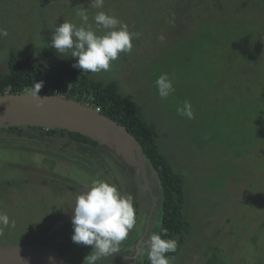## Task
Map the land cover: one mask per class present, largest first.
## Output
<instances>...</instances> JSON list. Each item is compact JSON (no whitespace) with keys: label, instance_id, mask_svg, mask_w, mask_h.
Listing matches in <instances>:
<instances>
[{"label":"rangeland","instance_id":"374dc122","mask_svg":"<svg viewBox=\"0 0 264 264\" xmlns=\"http://www.w3.org/2000/svg\"><path fill=\"white\" fill-rule=\"evenodd\" d=\"M21 1L0 0V29L8 32L7 36H0L1 72L8 70L11 51L18 59L29 57L33 63L42 62L41 50L51 42L53 25L63 23L65 18L79 24L75 8L86 9L90 23L98 11L117 16L124 9L129 10L125 24L129 31L133 28L131 31L138 34L132 51L121 53L109 72L86 73L98 80L115 82L120 92L140 107L165 156L184 176V210L191 227L172 264H206L215 254L227 264H264V123L260 128V112L254 109L249 114L252 119H233L234 105L239 103L235 97L237 87L242 90L240 98L248 94L249 86L264 80V40H251L256 31L264 30V4H257L256 0L246 7L238 2L232 4L223 25L237 28L241 35L234 39L223 33L219 39L226 46L219 55L218 47L212 46L199 31L198 16L202 12L191 14L196 18L190 16L189 10L180 8L181 1L173 6L171 0H153L148 11L141 9L138 1L132 5L136 0H104L103 9L93 8L91 0H58L55 5H50L51 0ZM63 3L74 7L59 11ZM133 15L140 17L136 27ZM251 17L255 20L253 26L249 23ZM249 48L260 52L251 54L252 58L260 56L259 67L245 56ZM62 56L75 63L70 54ZM162 73L168 74L175 88L166 100L159 97L155 85ZM185 101L191 104L192 119L177 114V108H182ZM238 112L241 115L240 109ZM53 144L51 152L62 140L55 138ZM32 150L26 141L18 145L0 141V212L15 221V227L0 230L2 243L10 240L44 244L56 238L71 241V204L86 187L70 189L63 185L81 182L85 186L105 180L133 198L137 223L120 245L132 248L138 231L144 229L145 220L148 222L152 205L150 194L135 192L133 184L141 181L140 173L132 175L123 162L110 155ZM61 158L71 164L70 168L59 166L53 172L47 168L49 160L59 162ZM145 167L156 201L150 217V236L159 224L160 186L151 165L147 162ZM76 245L84 253L91 251V246ZM144 254L140 253L138 263Z\"/></svg>","mask_w":264,"mask_h":264},{"label":"trees","instance_id":"16d2710c","mask_svg":"<svg viewBox=\"0 0 264 264\" xmlns=\"http://www.w3.org/2000/svg\"><path fill=\"white\" fill-rule=\"evenodd\" d=\"M44 1L46 0H40L42 3H44ZM57 1L58 0H51L52 3L50 2V5H55L61 0ZM137 1L139 4L138 6L146 11L150 10L153 6V0H136L132 5H136ZM180 1L182 3L180 8L183 11L189 10L188 12L190 13V16L198 10L202 12V15L198 16L201 24L199 31H202L204 38L210 42L212 46L218 47L220 52L219 55H221L222 47L226 46V43L219 39L221 38V35L223 33L230 34L233 35L234 39L241 35L238 31H236L237 28L233 26L224 27L223 23L225 24V22H227L225 14L229 12V9L234 2H238L243 5V7H246V5L254 3L255 0H171V3L175 6V4H179ZM228 2L230 3L228 4ZM256 3L264 4V0H256ZM73 7V5L63 3L61 4L59 11L63 8H65L63 10L66 11ZM122 10L123 8H121L120 11ZM208 10L210 11V14H205L209 12ZM72 14L69 18H71ZM129 14V10L124 9L121 15L118 14L117 16L121 21L123 20L124 23H128L126 18ZM192 17L196 18V16ZM67 19L68 18H65V20ZM140 22L139 17L137 22H135L136 24L134 22L132 23L136 27V25L138 23L140 24ZM254 22V17H251L249 19L250 25L253 26ZM129 25L130 28L134 26L131 25V19L129 21ZM256 34L257 35L253 36V38L250 36L251 40L253 39V43L264 40V30L256 31ZM210 45L207 48H209ZM204 49H206V47H204ZM245 52V56L250 61L256 63L258 67L261 65L259 55L256 58H252L251 56L253 53L260 52H254L252 48L247 49ZM41 53L44 60L42 62L33 63L29 57L18 59L17 54L11 51L7 60L8 70L6 72L0 71V94L7 92L19 93L26 91L27 89L31 91L36 82L42 81L43 86L40 90L42 93L48 92L53 94V91L57 90V93L60 96L98 108L103 115L123 126L129 134L136 139L140 145L145 162H148L156 173L160 186V193L158 194L157 199V209L159 210L160 215L159 224L155 232H159L161 228H165L167 229L168 236L164 237L162 235V238H175L178 241L177 251L175 253L167 254L168 256L175 257L180 246L184 243L186 234L189 232L191 227L190 221L187 219V213H185L184 210L187 203L184 193V176L182 173L175 170L165 156L166 153L159 146L155 138L153 128L144 117L140 107L134 104L130 98L123 95L115 82L92 78L86 72L74 68L72 66L73 64H71L66 57L62 56V54L57 53V51L52 48L50 44L43 47ZM233 81L237 83L236 78L233 79ZM248 88V94H242L240 98L239 96L242 90L238 87L236 89L238 96L235 97L239 103L234 105L233 109L235 110L233 113V119L238 121L240 116L241 122L246 118L252 119L249 114L254 109L257 112H260L259 116L261 120H256L260 123H264V80L262 82H258L257 85H252ZM238 109L241 110V115H239ZM261 126L262 123L260 124V128ZM0 133L11 135V137L0 135V141L5 139L10 142L13 141L17 145L26 141L28 145L32 146L33 152L38 150L37 152L41 153L48 150L49 154H53L55 152L56 154L69 153L76 155L81 151H87L85 152L86 154H91V152H93L95 153L93 155L97 156L106 157L107 155H110L122 163V161L112 152L103 148V146L99 145L97 142L79 133L64 129L43 128L36 126L9 127L0 128ZM55 138L62 140V144L58 145L59 147L51 152L50 148L54 146L53 141ZM86 146L92 148L88 149ZM29 150L31 149L27 148V151ZM46 165L52 172L54 170H58L59 166L67 168V166L55 162L54 160H49ZM124 168L127 169L125 165ZM140 180L141 181L137 182L139 188L145 189L143 178ZM48 181L49 180L47 179V182ZM80 185L81 182L80 184L77 183L73 186L65 183L63 187L70 189H79L78 187L83 188V186ZM261 226L264 227V223H262ZM7 242L13 243L17 241L8 240ZM0 243L2 242L0 241ZM44 244L52 246L55 245V247L62 252L68 264H82L84 257L87 255V253H84L80 249L79 245H76L72 240L64 241L56 238L52 241H46ZM107 260L108 257L98 261L97 264H112L115 258L112 257V260ZM139 264H150L146 254L142 262ZM206 264L227 263L222 256H216L215 254L206 260Z\"/></svg>","mask_w":264,"mask_h":264},{"label":"clouds","instance_id":"9594fccd","mask_svg":"<svg viewBox=\"0 0 264 264\" xmlns=\"http://www.w3.org/2000/svg\"><path fill=\"white\" fill-rule=\"evenodd\" d=\"M91 5L95 9H103L104 0H91ZM74 16L79 24L64 20L59 25H53L50 42L58 53L70 54L75 58L74 68L94 74L109 72L121 53L132 51L133 39L138 34L130 32L115 14L98 11L93 16V23H90L88 11L75 8ZM7 35L6 29H0V36ZM155 85L162 100L175 91L167 73L158 76ZM42 86V81L36 82L29 94L43 100L45 97L39 95ZM177 114L194 118L191 104L187 101L182 108H177ZM73 204L71 240L76 244L91 246L82 264H97L120 252V245L137 223L133 198L122 194L114 183L97 180L90 182ZM6 227H15V221H10L6 213L0 212V230ZM162 235L168 236L167 229L161 228L159 232L152 233L146 242L150 264H172L174 260L173 256L167 254L177 251L178 241L175 238H162ZM140 253L143 255L144 249ZM130 260L137 261L135 256Z\"/></svg>","mask_w":264,"mask_h":264},{"label":"water","instance_id":"95a60500","mask_svg":"<svg viewBox=\"0 0 264 264\" xmlns=\"http://www.w3.org/2000/svg\"><path fill=\"white\" fill-rule=\"evenodd\" d=\"M31 91L0 94V128L36 126L79 133L112 152L132 175L141 174L150 191L140 145L129 132L94 107L64 96ZM39 104V106H37ZM152 205L155 196L151 193ZM149 219V218H148ZM0 264H68L61 252L40 243H0Z\"/></svg>","mask_w":264,"mask_h":264},{"label":"flooded vegetation","instance_id":"af4514ba","mask_svg":"<svg viewBox=\"0 0 264 264\" xmlns=\"http://www.w3.org/2000/svg\"><path fill=\"white\" fill-rule=\"evenodd\" d=\"M58 163H60V164H62L64 166H67V167L71 166V164L69 162H67L66 160H64L63 158H61ZM88 184L89 183L85 184V186H83V187H87ZM133 186L135 188V192H137V190H142V191H145L148 194H150V197H151V193H152L151 189H150V191H148L146 189V187H145V189H140L136 181H134ZM149 212H150V210H149ZM152 213H153V211H152ZM150 217L148 219V222L145 220V223L143 224L144 225V229L142 230V232L138 231V234H137L138 237L135 238V241L131 244L132 248L131 249H127V248H124L123 246H121L120 247V252H117V253L113 254L112 257H114L115 260H114V262L112 264H139L137 261H139V259H140V250L144 249L145 254L147 253V243L146 242L148 241V239L150 237L149 236V232H150L149 231V229H150L149 228V224H151V220H150L151 218ZM145 225H147V230L146 231H144L145 230ZM61 254H62V252H61ZM145 254H144V256H145ZM134 256L136 257L137 261L130 260ZM144 256L142 257V260H143ZM112 257L109 256L107 261L112 260Z\"/></svg>","mask_w":264,"mask_h":264},{"label":"built area","instance_id":"2783aa9c","mask_svg":"<svg viewBox=\"0 0 264 264\" xmlns=\"http://www.w3.org/2000/svg\"><path fill=\"white\" fill-rule=\"evenodd\" d=\"M40 92H41V91H40ZM53 94H58V93H57V90H54V91H53ZM58 95H59V94H58ZM95 109L99 110L98 108H95Z\"/></svg>","mask_w":264,"mask_h":264}]
</instances>
